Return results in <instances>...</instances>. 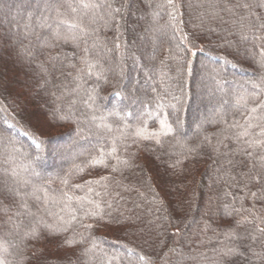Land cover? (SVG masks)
Here are the masks:
<instances>
[{"label":"trees","instance_id":"16d2710c","mask_svg":"<svg viewBox=\"0 0 264 264\" xmlns=\"http://www.w3.org/2000/svg\"><path fill=\"white\" fill-rule=\"evenodd\" d=\"M0 101V264H264V0H0Z\"/></svg>","mask_w":264,"mask_h":264},{"label":"rangeland","instance_id":"374dc122","mask_svg":"<svg viewBox=\"0 0 264 264\" xmlns=\"http://www.w3.org/2000/svg\"><path fill=\"white\" fill-rule=\"evenodd\" d=\"M232 74L233 75H230V76H233L231 78L243 79L242 78L243 76H241V75L238 76L234 73H232ZM195 90H196V88H195ZM195 90L193 89V92ZM235 91L237 92L238 90H235ZM227 93H229V91H227ZM220 94H221V97H224L227 95L225 92H221ZM204 102L209 103V102H214V101H212V98L210 97V98H207ZM224 102H228V101H224ZM0 105L2 107L4 106L1 101H0ZM191 113L193 114V111ZM192 114H189V115L192 117ZM204 116H205V114H203V113L198 114V118H202ZM0 118L3 119V115L0 116ZM70 145H71V138L66 137L65 141L62 142L61 144H57V145H53V147H49L51 149V150H49L50 155L46 158L47 160H45L44 164L41 165L42 168L44 169L42 176H47L49 178V177H51L53 172L55 173V171H53L55 168L57 169V167H63V166H66V164H69V159H67V155L69 154V152L67 153V151H68V146H70Z\"/></svg>","mask_w":264,"mask_h":264},{"label":"snow or ice","instance_id":"6c2138e0","mask_svg":"<svg viewBox=\"0 0 264 264\" xmlns=\"http://www.w3.org/2000/svg\"><path fill=\"white\" fill-rule=\"evenodd\" d=\"M88 5H84V7H87Z\"/></svg>","mask_w":264,"mask_h":264}]
</instances>
